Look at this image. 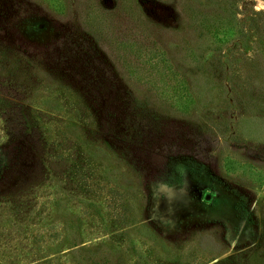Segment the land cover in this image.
Wrapping results in <instances>:
<instances>
[{
    "label": "rangeland",
    "instance_id": "rangeland-1",
    "mask_svg": "<svg viewBox=\"0 0 264 264\" xmlns=\"http://www.w3.org/2000/svg\"><path fill=\"white\" fill-rule=\"evenodd\" d=\"M0 264H264V0H0Z\"/></svg>",
    "mask_w": 264,
    "mask_h": 264
}]
</instances>
